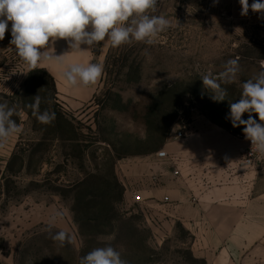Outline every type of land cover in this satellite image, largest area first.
Wrapping results in <instances>:
<instances>
[{"label":"rangeland","instance_id":"374dc122","mask_svg":"<svg viewBox=\"0 0 264 264\" xmlns=\"http://www.w3.org/2000/svg\"><path fill=\"white\" fill-rule=\"evenodd\" d=\"M240 13L239 0H158L154 14L165 16L173 27L152 45L133 42L113 48L101 42L93 46L92 63L102 64L104 71L92 84V97L79 108H72L61 94L80 85L69 86L61 77L71 62L41 63L55 75L50 74L56 93L50 88L38 92L44 101L39 111H58L73 122L74 130L60 128L58 117L45 125L33 111H24L20 100L32 69L26 71L29 66L10 45L11 32L6 31L0 40V102L15 107L17 115L12 118L22 132L10 136L0 148V264H76L83 240L73 220L70 197L62 196L61 190L107 161V165L114 164L125 188L120 212L146 230L143 240L150 251L143 263L191 264L187 257L189 253L194 256L193 235L178 221L167 229L161 227L157 208L142 210L134 203L132 192L143 188L138 178L128 180L127 176L137 177L141 166L151 163L156 167L151 180L158 187L163 171L174 176L177 166L173 158L158 156L160 151L178 157L185 151L184 160L191 161L210 147L207 135L224 134L240 142L243 126L233 127L227 118L230 104L239 101L242 82L264 64V15L251 9L246 16ZM66 50L69 47L56 43L49 52L59 56ZM232 58H238L242 71L236 83L222 85L227 96L217 102L204 88L201 74H219ZM43 93L51 99L46 101ZM247 118L248 113L243 114L242 119ZM180 129L186 131L183 141L175 137ZM260 162L264 164V156ZM207 169L201 172L202 179ZM54 211L63 217L50 229ZM59 230L73 236L74 242L60 247L51 239ZM119 236L118 240L115 235L106 236L97 243H102L99 247L111 245L128 264H136L140 256L136 240L123 229Z\"/></svg>","mask_w":264,"mask_h":264},{"label":"clouds","instance_id":"9594fccd","mask_svg":"<svg viewBox=\"0 0 264 264\" xmlns=\"http://www.w3.org/2000/svg\"><path fill=\"white\" fill-rule=\"evenodd\" d=\"M239 4L242 16L250 9L264 15V0H253L251 4L249 0H239ZM157 5L158 0H0V40L10 30V45L32 70L45 61L64 63V55L49 52L50 41L54 44L58 39L65 40L76 51H83L82 45L91 48L101 42L113 48L133 42L152 45L160 34L173 27L165 16L154 14ZM103 71L100 63H72L63 69L61 77L69 86L87 87L95 84ZM241 71L238 58H232L225 62L219 74L202 73L200 79L204 88L213 94L212 99L222 102L227 96V89L222 85L236 83ZM241 89L240 99L230 104L227 118L233 127L242 125L252 149L264 155V64L260 71L242 82ZM40 103L41 97L36 95L34 104L29 105L34 109L32 114L41 124H51L55 113L39 111ZM245 113H248L246 120L242 119ZM14 115H17L14 106L0 102V148L10 136L22 132L12 118ZM62 217V212L54 211L49 228ZM51 239L60 247L74 242V237L65 230L51 234ZM79 264H128V261L114 247L106 245L80 257Z\"/></svg>","mask_w":264,"mask_h":264},{"label":"crops","instance_id":"0c3cea01","mask_svg":"<svg viewBox=\"0 0 264 264\" xmlns=\"http://www.w3.org/2000/svg\"><path fill=\"white\" fill-rule=\"evenodd\" d=\"M56 43L69 47L62 39L54 44L50 41L49 47L53 48ZM81 48L83 51L66 50L64 60L71 64L92 63V47L82 45ZM39 67L49 69L46 65ZM94 91L92 84L79 85L63 89L61 94L72 108H79ZM207 136L211 142L205 151L208 156L199 151L201 158L188 161L183 158L185 151L180 152L179 157L175 155V168L181 169V178L174 180V176L163 171L161 184L155 187L151 178L156 175L153 170L156 167L151 163L143 164L137 177L127 176L128 180L134 177L141 182L140 208H157L160 226L166 229L173 221L181 222L194 237L191 244L194 256L204 259L207 264H264V247L261 245L264 237V164L259 162L255 167H243L239 157L243 142L224 134ZM206 168L210 185L203 184L201 172ZM166 196L170 203L164 204ZM192 196L197 197V203H192Z\"/></svg>","mask_w":264,"mask_h":264},{"label":"trees","instance_id":"16d2710c","mask_svg":"<svg viewBox=\"0 0 264 264\" xmlns=\"http://www.w3.org/2000/svg\"><path fill=\"white\" fill-rule=\"evenodd\" d=\"M39 74L45 77L38 78ZM24 85L25 91L20 101L24 111L29 114L34 110L29 105L34 104V97L39 91L50 88L52 93H56L55 81L45 68L31 70ZM43 97L46 101L51 99L50 95L46 93H43ZM43 107L44 101L41 99L39 109H43ZM55 117L59 119L58 126L60 128L75 129L73 122L58 111H56ZM82 148H84L83 141ZM107 163L110 162L107 161ZM107 163L101 169L96 167V170L86 172L80 181L61 190L62 196L70 197L73 220L77 224L80 237L83 240V247L77 257L76 264H79L80 257L102 244L97 243L100 238L115 235L117 240L120 239L119 231L122 229L127 230L132 239L136 240V249L140 254L136 264H144V257L150 251L146 240H143L146 230H142L136 223H133L134 218L128 220L126 215L120 212L119 206L123 201L125 188L117 178L114 164L107 165ZM187 259L191 264H207L204 259L196 258L192 253H189Z\"/></svg>","mask_w":264,"mask_h":264},{"label":"built area","instance_id":"2783aa9c","mask_svg":"<svg viewBox=\"0 0 264 264\" xmlns=\"http://www.w3.org/2000/svg\"><path fill=\"white\" fill-rule=\"evenodd\" d=\"M175 137L177 139H181L182 141L185 140L186 137V131L183 129L178 130L175 133ZM239 140L243 142L242 146L239 148V157H240V165L243 167H255L257 164L261 161V158L263 155L256 152L254 149H252L251 141L245 138L244 134H238ZM158 156L160 157H171L174 160L176 159L175 155L170 154L168 151H160L158 153ZM206 172V171H205ZM174 177H180L182 175L181 169L179 167L175 168L173 171ZM206 175H209L208 172H206ZM203 184L204 185H210L211 181L208 179V176L203 177ZM132 201L134 203H141V193L139 191H133L132 192ZM192 203H197V197L192 196L191 199ZM163 203H170V199L168 196L164 197Z\"/></svg>","mask_w":264,"mask_h":264}]
</instances>
